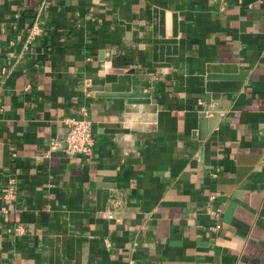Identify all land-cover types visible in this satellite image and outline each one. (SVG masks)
I'll return each mask as SVG.
<instances>
[{"label":"crops","instance_id":"1","mask_svg":"<svg viewBox=\"0 0 264 264\" xmlns=\"http://www.w3.org/2000/svg\"><path fill=\"white\" fill-rule=\"evenodd\" d=\"M0 206V264H264V0H0Z\"/></svg>","mask_w":264,"mask_h":264},{"label":"built area","instance_id":"2","mask_svg":"<svg viewBox=\"0 0 264 264\" xmlns=\"http://www.w3.org/2000/svg\"><path fill=\"white\" fill-rule=\"evenodd\" d=\"M39 32V27L36 22H33L28 30V36H34ZM82 116L72 117L65 116L63 118L64 123V135L62 141L51 142L50 147H59L63 153L70 155L73 153H85L88 154L91 151L93 144V135L91 132V122L90 119L85 116V111L81 108ZM12 181L10 180L8 186L4 189L3 196L5 198H11L14 196V188L12 186ZM0 211L4 212L5 207L0 206ZM214 217L218 216V207H214L209 210ZM14 229L18 232L22 231L20 225H15Z\"/></svg>","mask_w":264,"mask_h":264}]
</instances>
